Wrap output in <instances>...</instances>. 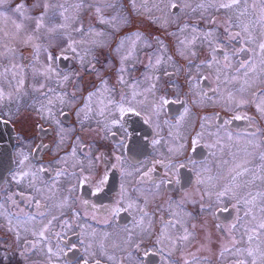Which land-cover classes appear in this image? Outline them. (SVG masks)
<instances>
[{
  "label": "flooded vegetation",
  "instance_id": "obj_1",
  "mask_svg": "<svg viewBox=\"0 0 264 264\" xmlns=\"http://www.w3.org/2000/svg\"><path fill=\"white\" fill-rule=\"evenodd\" d=\"M171 2L176 7H166L163 13L165 37L157 34L161 30L157 29L154 19L149 20L147 26L140 25L144 23L141 19L114 31L110 41L82 55L71 49L58 53L60 47L51 43L57 52L47 47L45 54H53L52 65L59 75L49 80L44 72L39 73L35 68L36 74L31 72L32 57H21L24 73L20 79L24 80V89L20 94V115L30 111L25 102L27 92H35L31 102L46 107L55 97L53 93H58V85L65 95L66 107H60L59 102L61 106L64 104L57 99L59 102L52 103L51 118L45 120L40 113L27 120L21 116L18 125L13 124L14 116L12 120L0 116V143L12 144L10 161L6 154L8 148L0 152V162L8 160L6 171L0 165V264H85V261L87 264H185V261L235 264L237 259H249L232 252L223 257L219 255L218 241L230 240L221 229L228 228L238 213L226 199L217 201L216 192L227 182L228 170L241 160L250 170L243 177L245 180H252L253 175L261 176L264 170L261 159L264 156V112L257 108L258 104L264 108L261 104L264 65L260 63L264 54L258 47L264 42V29L256 23L260 15L258 0L256 8L252 7L254 0H248L249 15L241 18L245 23L251 21L254 42L247 47L254 51L234 56L233 52L245 46L240 40L229 41L225 31L230 17L236 21L235 10L218 11L210 6L213 0ZM200 3L205 4V8H197ZM125 6L129 7L128 3ZM127 11L129 13V8ZM138 26L143 28L149 42L148 49L141 53L146 55L145 60L127 61L124 65L125 37L138 36ZM231 31L235 33L239 29L233 27ZM194 37L195 42L190 44ZM158 40H163L167 49L169 44H176L190 50L189 55L180 51L179 56L173 57L176 68L169 67L154 78L149 74L150 69L142 71L139 66L155 62L148 51L155 48ZM213 48L217 49L215 54ZM222 53L229 55L228 62L224 61ZM213 55L219 64L212 61ZM250 58L256 70L249 72L248 77L243 76L244 69L237 74L240 63ZM226 63L231 67L225 68ZM121 75L126 83L120 82ZM64 76L69 79L65 81ZM232 76L237 79L226 82L225 78ZM245 79L247 85H244ZM41 84L45 85L43 89ZM162 84L166 86L165 94ZM241 85H244L243 91H240ZM135 86L144 90L151 88L149 95ZM133 92L136 93L133 104L140 115L128 113L123 117L122 126L111 125L113 103L120 102L122 96L131 100ZM156 95L157 106L160 97L169 101L158 107V113L153 111ZM241 100L245 103L240 104ZM185 109L195 116L191 132L185 136L178 131L170 134L166 121L175 124ZM235 116L246 118L237 120ZM194 139L198 141L195 145L192 144ZM20 160L27 164H20ZM89 170L90 180L85 182ZM21 171L28 176L20 179ZM105 173L107 182L102 191L96 192V184L91 179ZM169 179L172 183L167 182ZM247 190L253 194L264 191V182L256 179ZM121 194L124 208L113 215L108 210ZM32 197L39 199L40 208ZM129 202L134 204L132 209L127 208ZM30 216L37 218L31 220ZM259 216L257 211L258 219ZM49 220L52 223L44 237L34 234ZM177 220L179 224L175 223ZM10 227L13 231H9ZM185 229L192 234L187 241L180 239L181 230L184 236ZM173 234L176 235L175 249L163 248L159 239ZM221 234L226 236L221 237ZM210 238L214 241L212 246ZM201 240H205L206 247L195 250ZM181 241L184 246L180 247ZM68 246H73L71 252ZM184 247L186 252H181ZM49 248L53 252L63 249L64 254L50 257Z\"/></svg>",
  "mask_w": 264,
  "mask_h": 264
},
{
  "label": "rangeland",
  "instance_id": "obj_2",
  "mask_svg": "<svg viewBox=\"0 0 264 264\" xmlns=\"http://www.w3.org/2000/svg\"><path fill=\"white\" fill-rule=\"evenodd\" d=\"M45 2L50 5H53L54 7H49L46 11L44 7ZM78 3H80V0H3V3H0V13L4 14L3 16H0V30L8 32L14 31L13 21H15L16 23H23L27 25L29 29L35 28V19L39 18L43 14L45 17L44 23L48 27L59 25L61 23H66L67 27L64 30H58L54 33H50L46 30V28H42L39 33H37L39 37V46L46 47V42L50 44L54 43L55 45L62 48L63 53H67V44L72 41H75L73 47L76 48V52L79 55L85 54V52H88L94 46L102 45L104 42L110 41L114 31H118L122 27H127L132 23H135L137 20L141 19L144 20V23H140V25L145 24L146 26L149 23V20L154 19L157 25V29L161 30L157 34L160 37H165L167 35L166 32H163L165 26V18L163 16V13L164 11H166V0H163V3H161V0H83L84 6L82 8L77 9L74 7V5ZM126 3H128L129 7L125 6ZM60 4H64L65 7L68 8V11L65 13V15L68 17L66 21L59 15L60 11H62V9L58 7V5ZM97 7L100 8L99 13L96 11ZM127 8H129V13H131L132 15L128 13ZM75 29H82V31H76ZM3 31H0V36L3 35ZM136 32L138 36H130L128 38L125 37V39L127 40L122 46L123 55L125 57V60L123 61L124 65L127 61H134L137 59H139V61L145 60L144 56L146 55L144 53L141 55V53L143 49H148L147 46L149 45V42L146 41V33L143 31L142 27L138 26ZM69 35L71 36V40H69ZM36 40L33 41L34 44H36ZM15 46L17 47V52L14 58H0V89H3L5 93L4 99L0 100V116L6 120H12L11 118L14 116L13 124L17 125V120L21 116H25L27 120V118L31 116L34 118L37 117L39 113L43 117H45V120H48V118H51L52 116L53 106L52 104H48V106L43 107L40 104L36 105L35 102H31L33 94L35 92H32L30 94L27 92V99L25 100V102L27 101L26 106L27 109H29L30 111L22 112L23 115H20L19 113L20 106L22 105L20 94L24 88L20 86L19 91H17V81L20 80V76L23 75L24 68H17L14 70L12 69L13 64H22V56L20 54V50H22V45L17 44ZM189 50L190 48L186 49L185 45L180 48L176 47V44L175 46L173 44H169V47L167 49V47L165 46V42H163V40H158L156 42L155 48L149 50L148 52L149 57H154L156 60L159 59L161 61L160 64H156L155 60L154 63H144L139 67H141L142 71H144L145 69H150L149 74H152L153 77L156 78L159 76V74L164 73L169 67L176 68V60H174V58H176L175 56H179L180 51H183L185 55H189L187 54V51ZM45 52L46 50H44L43 48L39 49V51L37 52L34 51V48L32 46L25 47V55L30 54L33 56L32 63L30 64L31 66H29V69L33 74H36L33 72V68H35V70L39 73L44 72L45 67L48 63V56L45 54ZM141 56H143V58ZM168 57H171V60ZM165 59L168 63L165 61ZM5 68L9 69L7 73L4 72ZM13 71H15L16 73L15 78H13ZM63 73L64 71H62L60 75H62ZM49 79L51 78H48V80ZM58 81L62 85V82L60 80ZM135 87L146 91V94L149 95L148 92L151 88L144 90L140 86ZM161 88L165 94L166 86L162 84ZM57 91L58 93H53L55 97L51 99L52 103L55 100L59 102L57 99H60L63 100L64 104L61 106V103L59 102L60 107H66L65 95L64 93H62L60 85H58ZM157 98L158 96L156 95V107L158 103ZM49 109L51 111V114H49ZM14 113L16 114L14 115ZM156 113H158V110L156 111ZM181 117H183V119H181ZM194 118L195 116H193L192 112L190 110H187V112H183L178 117V120L175 124L170 125L166 121L165 125L169 129L170 134H174L176 131H178L181 136H185L191 132V127L193 126ZM55 122L58 123L59 120L55 118ZM204 133L206 134V129ZM205 145L207 147H211L210 144L205 143ZM246 151L248 153V150ZM246 155L247 157L251 156V154ZM242 161L243 160H241V162ZM25 164H27V162H25L23 165ZM261 176H264V170ZM259 185L262 184L259 183ZM183 228H185V221H183ZM224 229L227 228L223 227L221 229V233L225 232ZM169 232L173 233L172 231ZM241 233L242 229L239 228L234 232L236 237H240ZM26 235L29 234H23V236ZM181 235L183 236L182 230ZM174 236L176 235L173 234V236H167L164 239H159L162 247L174 250ZM225 236L226 235L221 234V237ZM210 239V246H212L214 241L212 238ZM226 242H229V240L224 239L218 241L217 246H220L219 251L222 250V245L224 246V243ZM204 243L205 240H201V245L196 246L195 250L197 248L199 251L203 250V248L206 247ZM257 244H260V241H254L252 245H248L245 238V242L237 246L242 248L249 246L255 247ZM179 245L180 247L182 245L184 246V241L179 242ZM225 246L231 247V244ZM260 246L264 248V244H260ZM181 252H186L185 247L181 248Z\"/></svg>",
  "mask_w": 264,
  "mask_h": 264
},
{
  "label": "snow or ice",
  "instance_id": "obj_3",
  "mask_svg": "<svg viewBox=\"0 0 264 264\" xmlns=\"http://www.w3.org/2000/svg\"><path fill=\"white\" fill-rule=\"evenodd\" d=\"M0 3H3V0H0ZM161 3H163V0H161ZM259 4V9H260V15L259 19L256 21V23L261 25V28L264 29V0H258ZM84 6L83 0H80V3L74 5L75 8L79 9ZM212 7H216L217 10H235L237 15H236V21L233 22L231 17L227 21L228 27H226L225 31L228 34L229 41H236L240 40L242 43L245 45L244 47H241L240 49L236 50L235 52L232 53V55H237L238 53H244V52H251L254 51L253 49H250L247 47L249 43L254 42V37L251 34L250 31V26H251V21L248 23H245L241 18L249 15L248 12V0H213V3L210 5ZM45 10L49 7H54L53 5L48 4L45 2L44 4ZM62 11H60L59 15L66 21L68 17L65 15V13L68 11V8L65 7L64 4L58 5ZM165 7H176L174 3L169 0V3L165 5ZM185 7H188V5H185ZM253 8L257 7V2L254 0V3L252 5ZM197 8L203 9L205 8V4L200 3L197 5ZM196 9H193L195 11ZM96 11L99 13L100 8L97 7ZM3 13H0V16H3ZM6 18V17H5ZM44 15L42 14L39 18L35 19V28L29 29V27L23 23H16L13 21L14 25V31L8 32V31H3V35L0 36V58H8V57H15L16 52H17V47L15 45H22V46H32L34 48V51H39V45H36L33 43L34 40L38 39L37 33L42 28H46V30L50 33L57 32L58 30H64L66 29L67 25L66 23H61L59 25H55L52 27H48L44 23ZM235 27L238 28L239 31L233 33L231 29ZM76 31H82V29H75ZM195 32V29H193ZM243 34V35H242ZM207 35H211V33H207ZM196 37L193 38L192 41H189V43H194ZM69 40H71V36L69 35ZM183 44L184 41H181ZM211 43V42H210ZM75 44V41H72L67 44V48L71 49L74 53L76 52V48L73 47ZM260 53L264 54V42L259 43L258 45ZM213 54L217 52L216 48H213ZM194 54V53H193ZM223 58L225 62L229 61V55L227 53H222ZM212 61H214L216 64H219L220 61L216 59V56H212ZM55 60V57L51 54L48 56V61L49 63L46 65L44 74L46 75L47 78H51L53 75H59L57 73L56 69L52 65V61ZM160 60H156V64H160ZM261 65H264V59H261L260 61ZM211 66V64H209ZM225 68L231 67L230 63H226L224 65ZM17 68H23L22 65H12V69H17ZM241 69H244L243 76L248 77L249 72H254L256 70V65L253 61H251V58L249 60L242 61L239 65V68L236 69V73L239 74ZM9 71L8 68L4 69V72L7 73ZM121 73L124 71L122 68ZM261 71H264V68L261 69ZM16 73L13 71V78H15ZM63 79L66 81L69 79L68 76H64ZM219 80V77H217ZM237 76H232L230 79L228 77L225 78L226 82L231 83L232 81L236 80ZM121 83H126L124 81L123 75L120 76L119 78ZM102 83H105L102 81ZM18 87L17 91H19L20 86L24 84V80L20 79L17 81ZM248 84V80H244V85ZM244 85H241L240 91H243ZM153 88L155 85L152 86ZM40 88H44V85L41 84ZM50 92H54L53 89H49ZM98 92L100 91L99 89L97 90ZM264 94V93H262ZM91 95L89 98H91ZM232 94L229 93V96ZM5 93L3 89H0V100L4 99ZM136 98V93L133 92L132 94V99L129 100L127 96H122L120 102H115L113 103V109L114 111L110 113L111 115V120L110 124L115 126V125H121L122 126V120L123 117L128 114V113H134L135 115L139 116L140 111L137 109V107L134 106L133 101ZM63 102V100H61ZM169 101H167L166 98L160 97L159 99V105L157 107L153 108V111H157L158 107H162L164 104H167ZM245 103L244 100L240 101V104ZM52 104V101L49 100V105ZM261 104H264V100L261 101ZM258 110L264 112V108H261L260 105H257ZM185 112H187V109H185ZM49 114H51V111L49 109ZM103 114V112L101 113ZM246 117H241V116H235L234 119H245ZM183 119V117H181ZM147 122V121H145ZM259 131V130H257ZM253 136L256 135V133H252ZM198 141L194 139L192 141V144L195 145ZM153 143H159V141H153ZM129 151H131V148H129ZM27 159V157H25ZM262 160H264V156L261 157ZM117 160H120V157H117ZM20 164L24 163V160L19 161ZM226 163V162H225ZM246 162L242 161L239 163H236L234 167L230 168L228 170V179L227 182L223 185H221L220 190L216 192V200L221 201L226 199L229 203L232 204L233 210H235L238 215L235 218V221L227 228L224 229V231L229 235L230 240L229 243L231 244V247L223 246L222 245V250L220 251L219 255L223 257L225 253L232 252L236 256H246L249 259H237L235 264H264V248L260 246V244H264V191H256L255 194H253L252 191L247 190L251 184L254 183L256 179H260L264 181V176H255L253 175L252 180H245L243 177H245L246 174L249 173V169L244 166ZM182 166V165H181ZM112 167H115L113 165ZM40 171H44V169H40ZM35 176V173L32 174ZM59 175V173H58ZM25 176H28V173L21 171L19 173L20 179H23ZM91 176V171L89 170V176L84 177L85 182H89ZM16 179V176L13 177ZM209 179H212V177H209ZM92 183L96 184V192L102 191V186L107 182V175L103 176H97L94 179H91ZM164 181H161L163 183ZM168 183H172V180L169 179L167 181ZM177 183L179 181H176ZM203 182V181H199ZM31 186V185H30ZM36 191L39 193L40 190L36 189ZM11 199V198H10ZM32 201L36 204L37 208L41 207L39 199H36V197L31 198ZM87 203V201H85ZM2 207V206H0ZM93 207H95L93 205ZM134 207V204L132 202H129L127 204L128 209H132ZM124 208V196L121 194V197L115 202L113 207L109 209L113 215L119 213L121 209ZM211 210V208L209 209ZM142 211V209H141ZM257 211L260 213L259 219L257 217ZM243 213V215H239V213ZM40 215H43L41 213ZM146 215V214H145ZM37 217L36 216H30L29 219L35 220ZM53 220L56 218L53 217ZM143 219V218H141ZM255 222V223H254ZM52 220L48 221L47 225L43 226V229L39 231V233H34L38 234L40 237L45 236V232L48 230V226L51 225ZM171 224V222H169ZM176 224H179L180 221L177 220L175 222ZM175 226V225H172ZM218 228L220 227L219 225L217 226ZM242 229V233L240 236V239H237L233 233L237 229ZM9 231H13V229L10 227ZM186 234L182 236L180 239L187 241L189 237L192 235L191 233H188L187 230L185 229ZM19 238V237H17ZM248 245H252L254 241H260V244H257L255 247H238L237 245L245 242ZM73 246H68V251H72ZM48 253L51 256H59L64 254L63 249H60L59 252H53L51 248L48 249ZM148 252H145V255H148ZM85 264H87V261H85ZM185 264H189L188 261H185Z\"/></svg>",
  "mask_w": 264,
  "mask_h": 264
},
{
  "label": "trees",
  "instance_id": "obj_4",
  "mask_svg": "<svg viewBox=\"0 0 264 264\" xmlns=\"http://www.w3.org/2000/svg\"><path fill=\"white\" fill-rule=\"evenodd\" d=\"M36 44L39 45L38 39L36 40ZM45 44H47L46 47H41V46H39V49L43 48L44 50H47V49H48L47 47H49V48H51V50H53L55 53L58 51V53H62V54H63V52H62V48H59V49L56 51V49H52V47H54L53 44H50V43H48V42H46ZM25 47H26V46H22V47H21V49H22V50H20V54H21V56H22V57H25V56H27V57H33V56L30 55V54L25 55V53H24V49H25ZM57 47H59V46H57ZM51 55H53V54H51Z\"/></svg>",
  "mask_w": 264,
  "mask_h": 264
},
{
  "label": "water",
  "instance_id": "obj_5",
  "mask_svg": "<svg viewBox=\"0 0 264 264\" xmlns=\"http://www.w3.org/2000/svg\"><path fill=\"white\" fill-rule=\"evenodd\" d=\"M1 126V125H0ZM12 144H8V143H5V142H1L0 143V149L1 150H5V148H8L6 154L8 155L10 153V148H11Z\"/></svg>",
  "mask_w": 264,
  "mask_h": 264
}]
</instances>
